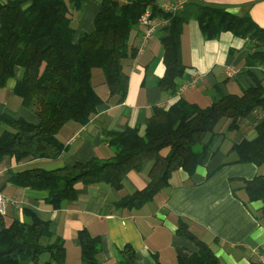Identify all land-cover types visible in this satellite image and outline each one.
Instances as JSON below:
<instances>
[{"label": "trees", "instance_id": "1", "mask_svg": "<svg viewBox=\"0 0 264 264\" xmlns=\"http://www.w3.org/2000/svg\"><path fill=\"white\" fill-rule=\"evenodd\" d=\"M88 0H0V85L22 68L14 92L40 116L39 123L23 117L0 114V124L7 129L0 136V161L7 155L17 160L26 158L58 159L68 149L58 133L68 122L80 125L90 122L98 112L102 98L95 90L93 69L105 74L111 95L122 102L128 92L129 74L124 60L134 58L138 47L133 35L141 32L140 17L151 7L154 17L167 22L159 36L164 47L166 72L159 85L175 93L177 78L184 75L181 35L184 25L197 19L206 39H215L224 31L246 39L247 70L264 67V27L250 14L252 2L235 12L228 5L187 0L182 8L169 11L158 0H101L95 16V29L83 31L74 39L77 23ZM213 102L207 106L184 98L170 105H156L146 122L123 130H105L104 137L115 151L113 157H93L76 162L72 167L47 169L41 166L9 170L7 181L22 187L48 191L47 202L58 208L65 200L78 196L77 184L107 182L120 187L132 170L141 171L146 162L148 184L116 202L118 207L141 208L169 185L172 172L184 168L193 173L212 152L217 138V124L229 118L228 128H239V120L255 108H264V84L245 89L243 94H225L212 89ZM257 135L232 146L237 161L264 163V119L257 126ZM211 136L206 139L207 135ZM252 200H264V175L247 181ZM178 233L194 240L199 249L182 258L181 264H222L212 248L190 231L182 218ZM50 222L26 209L25 219L8 221L0 212V264H66V247L62 238L52 240ZM78 237L83 264H103L102 239L88 228ZM136 252L131 245L122 250V262L134 264Z\"/></svg>", "mask_w": 264, "mask_h": 264}, {"label": "crops", "instance_id": "2", "mask_svg": "<svg viewBox=\"0 0 264 264\" xmlns=\"http://www.w3.org/2000/svg\"><path fill=\"white\" fill-rule=\"evenodd\" d=\"M175 1L158 0V3L163 7ZM199 1L225 4L235 12H240L242 4L252 2L250 14L264 27V0ZM100 6L101 0L87 1L77 23L75 40L83 31L95 29L94 19ZM140 29L132 40L138 47L136 57L124 60V69L129 74L124 101L119 102L118 95H111L103 70L95 67L92 81L102 102L89 123L80 125L70 121L60 129L58 137L68 146L60 158L17 160L7 155L0 161V192L10 197L4 214L8 221L24 220L28 209L48 220L52 240L60 237L65 242L66 264H83L78 233L85 227L101 236L103 264H124L122 250L126 245H131L136 252L134 264H181L182 258L199 249L194 240L178 233L181 218L191 232L212 248L222 264H261L254 249L264 253V200H252L246 185L254 177L264 175V163L237 161L232 146L257 135L256 126L264 119V108L257 107L240 118V126L234 130L228 128L229 118L221 119L207 160L193 173L184 168L174 170L169 185L141 208L118 207L116 202L148 184L149 161L141 171H130L120 187L107 182L77 184V198L65 200L58 208L47 202V190L7 181L9 170L34 166L72 167L76 162L93 157H113L115 151L104 137L105 130L140 126L144 133L147 119L156 105L169 107L184 98L207 106L213 102L214 95L210 91L216 87L225 94L241 95L259 81L264 84L263 66H252L249 70L245 66L246 39L231 31H224L215 39H206L200 22L192 18L184 25L181 35V55L186 71L177 78V91H166L158 82L166 72L159 31L141 48L143 27ZM197 73L201 75L199 82L182 88L183 83ZM21 74L22 68L18 66L15 76L0 85V114L39 123L38 113L14 92ZM6 129L5 124H0V136ZM210 136L208 134L206 139Z\"/></svg>", "mask_w": 264, "mask_h": 264}, {"label": "built area", "instance_id": "3", "mask_svg": "<svg viewBox=\"0 0 264 264\" xmlns=\"http://www.w3.org/2000/svg\"><path fill=\"white\" fill-rule=\"evenodd\" d=\"M126 1V0H124ZM187 0H177L171 4H164L163 8L169 11H175L179 8H182ZM167 22V19L162 17H154L153 10L151 7H147L143 14L140 17V25L143 27V36L141 42V48L144 47L147 42L160 30V28ZM201 79L200 74H194L193 78L187 80L183 83L182 88L195 86ZM10 197L4 193L0 192V212L5 213L6 206ZM259 255V261L261 264H264V253L258 249H254Z\"/></svg>", "mask_w": 264, "mask_h": 264}]
</instances>
